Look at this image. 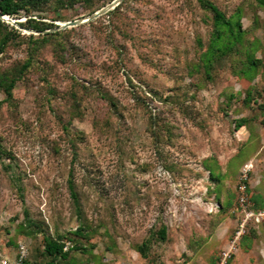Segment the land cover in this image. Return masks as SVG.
<instances>
[{"label":"rangeland","instance_id":"obj_1","mask_svg":"<svg viewBox=\"0 0 264 264\" xmlns=\"http://www.w3.org/2000/svg\"><path fill=\"white\" fill-rule=\"evenodd\" d=\"M110 1L32 17L56 26ZM211 1L240 11L243 34L207 67L213 19L197 0H124L49 36L27 15L2 20L18 35L0 71L29 65L11 99L0 90V257L23 243L43 264L48 235L70 245L60 264H218L239 224L245 163L247 191L264 206V5ZM212 193L217 212L204 201ZM162 224L163 240L153 236ZM147 238L144 257L136 246ZM225 264H264V221L246 227Z\"/></svg>","mask_w":264,"mask_h":264},{"label":"trees","instance_id":"obj_2","mask_svg":"<svg viewBox=\"0 0 264 264\" xmlns=\"http://www.w3.org/2000/svg\"><path fill=\"white\" fill-rule=\"evenodd\" d=\"M92 0H0V12L7 16H19V15H27V23L31 28L37 30H43L46 28H52L53 24L47 23L45 21L37 20L35 17H32L33 13L41 12L47 9H55L61 7L74 6L75 4L85 3L89 4ZM122 0L117 6H115L112 10L107 11L106 13L112 14L120 4L123 2ZM199 5L208 10L213 19V30L211 34V39L209 41V45L204 52L205 62L204 65L207 67L209 62H211L215 57H221V55H225L227 52H230L236 44L241 41L242 37V29L240 22V11L236 10L233 13V16H227L213 1L211 0H197ZM259 4L264 5V0H258ZM102 7V6H101ZM97 7L93 9L91 12L99 9ZM5 22L0 19V53L5 48L7 42L13 37L17 36L18 33L5 30L2 31L1 27L5 26ZM64 30L52 31L47 33L46 35H57L63 32ZM45 36V35H43ZM251 57V56H248ZM256 64V60L250 59L247 70L244 72L247 76H250L251 72H253ZM29 65V61H24L18 68V73L11 74L0 71V90H2L6 99L12 98V90L15 86V82L18 79L19 75L22 71H24ZM242 124L238 123L236 126H241ZM211 175V173H210ZM70 189L73 190L72 183H70ZM71 195L74 199L75 205H77V200L75 193L71 191ZM217 198V197H216ZM218 200V199H217ZM250 200L253 203L255 208H261L262 200L259 195H251ZM221 209V208H220ZM82 231V227H76L74 233L79 234ZM167 227L165 225H160L157 229L153 231V236L159 237V239H165ZM66 245V241H63L61 237H52L48 235H44L43 237V250L42 254L45 256L46 261L43 264H60L61 261L65 260L68 256V248L64 250L63 247ZM149 239H144L136 246V250L142 256H146V250L149 247ZM23 264H34L33 261L30 262L27 258Z\"/></svg>","mask_w":264,"mask_h":264},{"label":"built area","instance_id":"obj_3","mask_svg":"<svg viewBox=\"0 0 264 264\" xmlns=\"http://www.w3.org/2000/svg\"><path fill=\"white\" fill-rule=\"evenodd\" d=\"M252 163L248 162L245 163L238 175V180L236 183L235 189V204L234 210L240 213L239 217V224L231 243L228 245L226 249L221 252V256L219 259L218 264H225L226 260L229 258L230 253L233 252V249L236 247V243L240 239L241 235L245 232L246 227L249 224H257L264 221V207L255 208L253 203L250 200V194L248 193L247 189V181H248V174L251 171ZM174 195V194H173ZM177 195H174V200L176 199ZM205 202L209 203V212H217L220 208L219 202L216 198V195L212 193L204 200ZM185 210L183 211V213ZM68 245L63 247L64 250H67ZM27 258V249L25 244L19 243L18 250L14 254L13 257H9L7 255L0 257V264H23Z\"/></svg>","mask_w":264,"mask_h":264},{"label":"water","instance_id":"obj_4","mask_svg":"<svg viewBox=\"0 0 264 264\" xmlns=\"http://www.w3.org/2000/svg\"><path fill=\"white\" fill-rule=\"evenodd\" d=\"M121 1L122 0H111L110 2L106 3L105 5H103L99 9L95 10L94 12L88 14L87 16L62 22V23L56 25L55 27L51 28L50 31L54 32V31L66 29L69 27L77 26V25L84 23V22H87V21L94 20V19L98 18L99 16H101L102 14L106 13L107 11L113 9ZM0 19L1 20H7V15H4L0 12Z\"/></svg>","mask_w":264,"mask_h":264},{"label":"crops","instance_id":"obj_5","mask_svg":"<svg viewBox=\"0 0 264 264\" xmlns=\"http://www.w3.org/2000/svg\"><path fill=\"white\" fill-rule=\"evenodd\" d=\"M263 204V203H262ZM264 207V206H263Z\"/></svg>","mask_w":264,"mask_h":264}]
</instances>
